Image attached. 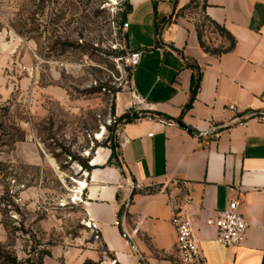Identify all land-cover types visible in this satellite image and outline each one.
<instances>
[{
	"label": "crops",
	"instance_id": "crops-1",
	"mask_svg": "<svg viewBox=\"0 0 264 264\" xmlns=\"http://www.w3.org/2000/svg\"><path fill=\"white\" fill-rule=\"evenodd\" d=\"M193 1L125 0L127 47L142 53L134 90L171 121L128 123L118 158L109 148L94 154L80 206L100 241L53 250L44 264H179L177 213L193 220L206 264H264V0H201L205 16L235 40L221 55L201 47L197 20L183 15ZM200 29L210 51L230 48L219 32ZM192 65L201 88L184 112ZM231 202L248 229L227 248L214 222Z\"/></svg>",
	"mask_w": 264,
	"mask_h": 264
},
{
	"label": "rangeland",
	"instance_id": "rangeland-1",
	"mask_svg": "<svg viewBox=\"0 0 264 264\" xmlns=\"http://www.w3.org/2000/svg\"><path fill=\"white\" fill-rule=\"evenodd\" d=\"M125 12L124 0H0V264L94 240L76 201L83 165L126 124L161 119L133 99ZM184 14L214 30L201 9Z\"/></svg>",
	"mask_w": 264,
	"mask_h": 264
},
{
	"label": "built area",
	"instance_id": "built-area-1",
	"mask_svg": "<svg viewBox=\"0 0 264 264\" xmlns=\"http://www.w3.org/2000/svg\"><path fill=\"white\" fill-rule=\"evenodd\" d=\"M128 28L129 25L124 23L122 30L125 32ZM141 56L142 53L140 51L129 50L126 59L128 67L135 71L141 62ZM132 96L136 105L151 107L134 89ZM230 110L234 111L235 107H230ZM150 136L152 137L153 134ZM186 201L190 202L191 198L187 197ZM239 207L238 202H231L225 211L219 213L218 218L214 222V226L217 229L215 240L223 247L231 248L240 246L245 238L248 224L241 215ZM85 226L90 231L94 241H100L96 224L85 221ZM172 226L176 235V249L179 256V264H206L200 249V241L196 234L193 220L181 213H177L172 220Z\"/></svg>",
	"mask_w": 264,
	"mask_h": 264
},
{
	"label": "trees",
	"instance_id": "trees-1",
	"mask_svg": "<svg viewBox=\"0 0 264 264\" xmlns=\"http://www.w3.org/2000/svg\"><path fill=\"white\" fill-rule=\"evenodd\" d=\"M201 0H194L193 3L187 7H185L182 11H189V10H192V9H201V13L205 19V21H207L213 28L215 31L219 32L221 35L225 36L229 41H230V48L227 49V50H219V49H216L214 51H210L209 49H207L205 47V44L202 42V31L200 28H198V33H199V38H200V42H201V47L203 49H206L207 52H210L214 55H221V54H224V53H227L229 52L230 50H232L234 47H235V40L234 38L225 30L223 29L222 27H220L219 25H217L216 23L210 21L206 16H205V12H206V8H207V5L205 2H203V4L201 5ZM125 7H126V12L124 14V20H123V24L125 23V19H126V16L127 14L131 11V7L129 4L125 3ZM166 23V20H163V21H157V25L158 26H163L164 24ZM190 68L193 70L194 74H193V78H192V82H191V96H190V102L189 104L185 107L184 109V112L190 110L192 107H193V104L196 100V97H197V94L201 88V69L198 67V66H190ZM154 116H157V117H160L162 120H167V121H171L170 118L164 116V115H161V114H158V113H154L153 114ZM181 123V121H180ZM182 124V123H181ZM188 129V128H187ZM190 130V129H188ZM191 131V130H190ZM110 149L112 150L114 156L116 158H118V145H115V144H112ZM83 169L86 170V171H91L92 168L88 165H83ZM47 257H51V253L50 252H44L41 254V258L38 260V261H34L33 259H31V257L29 259H27L25 262H21V261H18V259L16 257H11V255L7 258V257H2V259H4L5 261V264H44V259L47 258Z\"/></svg>",
	"mask_w": 264,
	"mask_h": 264
},
{
	"label": "bare ground",
	"instance_id": "bare-ground-1",
	"mask_svg": "<svg viewBox=\"0 0 264 264\" xmlns=\"http://www.w3.org/2000/svg\"><path fill=\"white\" fill-rule=\"evenodd\" d=\"M101 139H102V136L98 134V136L96 137V140H101ZM75 183L78 185V189H77L78 191L76 195V201H78L80 196L83 194L82 189H86L87 184L83 181H75Z\"/></svg>",
	"mask_w": 264,
	"mask_h": 264
},
{
	"label": "water",
	"instance_id": "water-1",
	"mask_svg": "<svg viewBox=\"0 0 264 264\" xmlns=\"http://www.w3.org/2000/svg\"><path fill=\"white\" fill-rule=\"evenodd\" d=\"M209 134H212V133H209ZM205 135H207V134H205V133H201V132H196V133H195V136H196V137H203V136H205Z\"/></svg>",
	"mask_w": 264,
	"mask_h": 264
}]
</instances>
